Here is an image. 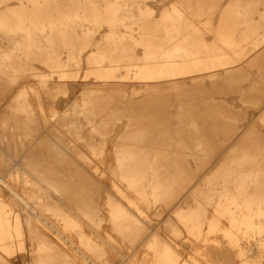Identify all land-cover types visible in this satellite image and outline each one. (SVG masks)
I'll list each match as a JSON object with an SVG mask.
<instances>
[{
  "label": "rangeland",
  "instance_id": "obj_1",
  "mask_svg": "<svg viewBox=\"0 0 264 264\" xmlns=\"http://www.w3.org/2000/svg\"><path fill=\"white\" fill-rule=\"evenodd\" d=\"M186 1L195 4L203 0H144L143 6L152 20L159 21L165 11L174 5L181 7ZM217 1L219 6L214 10L190 14L208 43L219 42L216 29L236 0ZM18 4L19 0H0V13L6 15L7 5L18 7ZM246 13L263 35L264 0H252ZM128 25L138 27L136 23ZM94 30L95 38L102 41L110 27L103 23ZM135 36L140 39L139 34ZM139 39L132 42L138 59L144 53ZM10 45L1 30L0 52ZM94 49L93 45L84 52L80 65L70 66L76 78L61 80L58 74L52 73L49 87L38 91L32 87L35 75L52 71L44 56H16L12 59L13 68L6 65V59L0 63V199L24 219L31 217L30 225L24 221L21 249L8 252L0 246V264H36L42 237L65 250L78 264H151L156 254L149 242L154 235L171 244L179 262L243 264L249 260L251 264H264L261 233L240 236L241 245L247 248L243 258L238 256L237 247L229 245L222 231L194 236L187 227L194 222H186L182 217L183 212L201 205L207 209L208 218H212L217 203L199 202L198 193L207 191L209 182L219 185L217 182L224 174L216 171L231 153H239L248 142L264 146L260 144L264 143V43L230 73L207 76L202 83L181 87L163 85L147 91L146 85L134 78L133 70L127 73L126 68L121 67L115 82L117 87L100 99L94 95L93 101L85 104V91L96 84L87 62V56ZM63 51L62 59L68 60L67 50ZM20 93L25 94L22 97L27 102L25 105L16 102ZM74 102L78 105L74 106ZM189 119L199 120L214 148L208 155L202 151L189 154L190 150L181 146L195 136ZM138 127L153 132L135 141L144 150L164 149L165 153L176 157L177 162L186 158L190 167L188 172H173L169 161L164 162L167 172L176 173L175 185L165 200L151 199L146 203L134 200L138 199L137 192L127 186L119 172L109 171L116 165L115 147L129 142ZM73 179L80 182L75 187L70 185L71 192L70 187L57 192L49 189L48 181L58 180L66 185ZM82 179L89 182L86 197L90 199V209H98V215L92 218L83 212L80 204ZM10 187L25 201L14 195ZM147 190L151 192L150 187ZM111 201L114 204H110ZM122 202L130 207L125 210L137 218L143 230V235L133 242L121 235L111 221L112 207L123 206ZM52 206L63 209L80 222L85 221L82 223L85 234L96 244V250L84 244L76 231L64 229L59 217L49 209ZM44 218L62 230L86 257L46 224ZM256 220L260 224L262 217ZM220 221L221 227H230L228 218ZM203 226L208 229L209 220ZM188 247L191 250L187 251ZM226 253L232 255V261L226 259Z\"/></svg>",
  "mask_w": 264,
  "mask_h": 264
},
{
  "label": "bare ground",
  "instance_id": "obj_2",
  "mask_svg": "<svg viewBox=\"0 0 264 264\" xmlns=\"http://www.w3.org/2000/svg\"><path fill=\"white\" fill-rule=\"evenodd\" d=\"M251 1L236 0L216 29L219 42L208 43L190 14L200 15L214 10L219 6L217 0H203L195 4L186 1L181 3V7L174 5L171 10L162 14L159 21L152 20L148 9L143 6L144 0H19L18 7L7 5L6 15L0 13V31H4L7 40L12 43L6 51L0 52V63H4L2 59H6V65L13 68L15 62L12 59L16 56H44L45 63L52 71L49 74L35 75L36 80L32 87L38 91L49 87L52 73L58 74L61 80L73 76L76 78L77 74L73 73L70 66L80 65L84 52L94 45L96 49L87 56V62L90 65V73L95 75L96 84L85 91V104L92 102L94 95L97 94L100 99L99 97L106 96L107 91L117 87L115 82L121 67L126 68L127 73L133 70L134 78L139 83H144L147 91L163 85L181 87L193 82L202 83L207 76L230 73L251 51L264 43V34L262 35L259 27L253 25L247 17L246 10L249 9ZM103 23L107 24L110 30L105 38L99 41L94 36V28ZM128 23H136L138 27L132 28ZM122 26L129 29L121 30ZM136 33L140 39L135 36ZM138 39L144 49L143 56L139 59L136 48L132 45V42H138ZM63 49L68 52V60L62 59ZM21 69L25 70L26 67ZM24 96L25 94L20 93L17 104L27 103L22 98ZM77 105L78 103L74 102V106ZM189 123L195 136L181 146L188 148L189 154H199L202 151L208 155L214 148L203 133L199 120L189 119ZM138 128L129 142L115 147L116 165L110 167L109 171L119 172L127 186L137 192L138 199L134 200L145 203L151 199L165 200L175 185L176 173L167 172L164 162L169 161L168 165L174 167L173 172H188L190 167L186 158L182 157L177 162L176 157L165 153L164 149L144 150L135 141L148 134L151 136L153 132L145 127ZM196 139L197 141H194ZM15 160L19 163L18 159ZM22 167L26 169L24 165ZM216 172L224 174L217 182L220 186H215L214 181L209 182L208 190L198 193L199 202L203 200L217 203L215 214L208 218L207 209L201 205L183 212L182 217L186 222H194L187 225L189 233L201 237L205 232L220 230L227 236L229 245L238 248L240 257L247 254V248L241 245L240 236L261 233L264 249V146L248 142L247 147L242 148L239 153H231ZM79 182L73 179L64 185V182L51 180L48 184L52 192L63 191L68 187L71 192V186L75 187ZM259 182L262 183L261 187ZM81 184L80 204L83 212L90 218L92 215L97 216V207L90 209V199L86 197L89 182L82 179ZM147 187H150L151 192H148ZM10 189L20 200L25 201L14 188ZM112 202L110 204H114ZM29 206L35 211L33 205ZM49 209L59 217L64 229L76 231L84 244L96 250V244L85 234L82 225L85 221L80 222L57 206ZM36 213L40 215L39 212ZM110 215L113 225L129 242L143 235L137 218L125 209L114 206ZM259 216L262 217L260 224L256 220ZM223 217L229 219L230 227H221L220 220ZM30 220V216L24 219L17 210L0 199L1 248L8 252L18 247L21 249L24 221L30 225ZM207 220L209 226L205 229L203 225ZM44 221L86 257L54 223L45 218ZM149 246L156 254L151 264H191L188 260L179 262L171 244L158 235L153 236ZM224 256L230 261L233 259L230 253ZM36 264L78 263L65 250L58 249L56 244L42 237ZM243 264L251 263L246 260Z\"/></svg>",
  "mask_w": 264,
  "mask_h": 264
},
{
  "label": "crops",
  "instance_id": "obj_3",
  "mask_svg": "<svg viewBox=\"0 0 264 264\" xmlns=\"http://www.w3.org/2000/svg\"><path fill=\"white\" fill-rule=\"evenodd\" d=\"M122 204H123V206H119V208H122V209H125V208L129 209L130 208L126 203L122 202ZM186 250L189 251L191 249H189V247H188V248H186Z\"/></svg>",
  "mask_w": 264,
  "mask_h": 264
}]
</instances>
